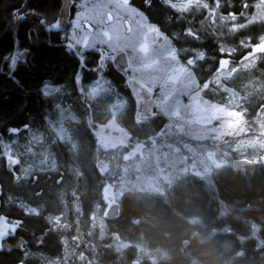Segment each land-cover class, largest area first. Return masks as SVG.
<instances>
[{"label":"trees","instance_id":"16d2710c","mask_svg":"<svg viewBox=\"0 0 264 264\" xmlns=\"http://www.w3.org/2000/svg\"><path fill=\"white\" fill-rule=\"evenodd\" d=\"M82 1L72 0L70 20L74 3ZM204 2L215 8L216 0ZM244 3L253 6L247 17L257 11L258 0H220L215 15L202 10L181 16L156 0L145 13L178 52L191 50L188 56L180 52L183 65L187 58L205 54L195 66L197 80L200 86L219 80L221 87L211 83L202 93L204 99L226 104L225 87L246 97L240 102L248 108V124L242 122L238 132L220 140L196 142L219 164L209 174L185 173L162 193L128 190L118 200V214L108 218L103 190L115 185L120 174L113 158L108 165L100 162L110 167L108 172L98 167L97 160L105 156L107 161L110 153L99 150L97 127L122 107L116 122L129 135L122 154H131L138 147L147 150L160 144L159 134L168 120L159 115L137 123L136 101L125 75L112 64L96 70L99 53L94 50L83 54L82 68L76 52L66 47L70 25L45 29L40 20L58 21L63 0H0V217L23 222L6 239L14 251L0 253V264H18L23 252L16 246L21 241L32 253L29 264H264V127L254 123L257 105L264 101L260 94L264 61L238 78L229 77L227 69L219 71L221 59L239 67L245 53L240 42L264 34L260 23L235 33L229 30L233 23H246L239 16L245 12ZM132 5L144 8L143 0H132ZM228 12H235L238 20H220ZM189 28L198 39L184 35ZM220 48L237 51L231 57L221 56ZM20 51L26 55L11 71V60L4 58ZM77 73L82 77L79 83ZM95 81L102 89L91 98ZM46 83L60 90L44 96ZM9 128L20 131L11 135ZM174 136L167 141L178 142ZM9 148L21 161L13 169L4 158ZM239 160L251 166H235ZM26 168L30 172L25 177ZM26 208H36L39 215L27 214ZM52 216H61L60 223H50Z\"/></svg>","mask_w":264,"mask_h":264},{"label":"rangeland","instance_id":"374dc122","mask_svg":"<svg viewBox=\"0 0 264 264\" xmlns=\"http://www.w3.org/2000/svg\"><path fill=\"white\" fill-rule=\"evenodd\" d=\"M116 2L117 0H84L77 4L74 3L76 6V9L73 11L74 17L70 20V10L67 12L62 11L58 20L61 22L59 29L70 25L68 30V43L74 45L73 50L76 53L80 52L83 55L89 50H94L99 53L98 70L105 69L109 64H112L118 70L120 69V65L114 63L112 60H104L101 66V53L111 52V49L107 45L97 43L94 48H88L85 46L84 41L87 40L91 43L95 34L102 31V27L97 24V20L102 13L106 14L111 11L113 15H119L121 21L113 25L115 29L114 35L119 37V42L123 43L124 38L132 36L137 41V48L141 44H147L150 53H152L151 59L158 61V64L152 67H146L143 62L133 61V57L136 54L131 48L128 49V54L124 55L126 68H124L123 73H125L126 83L135 97L136 114L140 112L142 116L150 118L149 109L159 112L156 104L163 100L165 94L169 93V105L174 106L176 100H180L182 104H188V97L182 95L185 91L184 86L187 83V78L179 71L182 66L186 65L182 64L179 57L175 62L171 60L165 62L163 60V57L170 51L168 47L170 39L165 40L158 46V52H153L152 42L159 39V35L151 33L146 37L145 34L149 33L150 30L145 28L144 31H141L138 28L139 18L132 15L131 9L115 10L112 7H100L101 5L111 6ZM147 23L149 22L147 21ZM129 27L133 29V32L127 31ZM160 35L163 34L160 33ZM13 55L17 56V60H23L26 52L20 51ZM78 58L81 60L79 56ZM129 61H133L131 67L128 66ZM169 77H172L171 81H169ZM161 86L165 87V93L161 92ZM149 87L153 89L151 94L148 92ZM93 88L96 89L94 95L91 94ZM100 89H102L101 83L97 81L93 82L89 90V96L95 98ZM121 110L122 107H117L113 111V116H115L114 122H112V116L110 121L98 126L96 130L99 150H102L104 153H110L107 161H105V156L102 158L103 160H97L99 162L98 167H102L101 163L108 165L110 159L113 158L112 165L115 166L120 174L116 177V181L118 182L115 185H108L103 190V197L106 204L104 216L111 207L118 205L119 198L128 190H147L162 193L177 177L185 173L201 174L203 172V174H209L219 164L214 159L213 154H203L195 145L196 142L220 140L225 136L238 132L242 125V121L234 113H222L224 116L222 122L206 125L202 123L200 116L195 114V110L190 109L183 113L182 118L179 120H170L167 118L168 126L159 134L160 140H162L160 144L154 143L147 150L143 147H138L131 154H122V148L128 145L129 135L116 122V115ZM172 135H177L176 137L174 136V141L179 140V143L176 141L175 144H172L167 141L168 136ZM136 156L138 158L137 160H135ZM8 167L10 166L8 165ZM13 167H10V169H13ZM109 168L108 166L102 167L101 170L108 172L110 170ZM129 168H131V171H129ZM133 174L135 175L134 179ZM15 224V222L7 219L0 221V232L9 233L3 241L4 244L7 243L6 239L13 233V226Z\"/></svg>","mask_w":264,"mask_h":264},{"label":"snow or ice","instance_id":"6c2138e0","mask_svg":"<svg viewBox=\"0 0 264 264\" xmlns=\"http://www.w3.org/2000/svg\"><path fill=\"white\" fill-rule=\"evenodd\" d=\"M160 4L165 9H170L175 13L180 14L183 16L184 13H190L193 11H202L208 10L210 14L215 15L216 11L221 7L220 0H216L215 8H213L209 3L204 2V0H180V2H176V0H160ZM156 5V0H143V10H139L132 5V0H117L114 5H101V8L104 7H112L115 10H128L131 9V13L134 17L139 18L138 28L141 31H144L145 28L149 29V33H155L159 35V39L154 40L152 42L153 52H158V46L162 44L168 38L166 36L160 35V29L154 25L147 23V17L145 15L146 12H149L154 6ZM253 7L248 3L243 4V8L245 12H240V17H245L246 23H233L231 28L229 29L231 32L235 33L240 29H245L250 25L260 23L264 24V0H258V3L254 5L256 12L252 13L250 17L246 16V11ZM22 18V17H21ZM222 21H233L236 22L238 20V16L235 12H228L227 15H223L219 17ZM121 21V17L119 15H113L110 11L106 14L102 13L100 18L97 20V24L102 27V31H99L95 34V37L91 43L87 40L84 41V44L88 48H94L95 44L99 43L101 45H107L111 52H103L101 53V66L104 60H112L114 63H118L117 57H122L128 54V49L131 50L136 54L133 57V61L136 62H143L146 67H152L158 64V61L151 59L152 53L149 51V46L147 44H141L139 48L136 47L137 41L134 37L129 36L124 38V42H119V37L114 35L115 29L113 28L114 24H117ZM40 23L45 27V29L49 32L59 29L61 27V22L56 21L55 23L49 24L45 19H41ZM128 32H133V29L129 27L127 29ZM187 37H192L193 39H198L197 34L191 29H187L184 34ZM79 43V41H77ZM67 49L71 52L74 48L72 43H68L66 45ZM168 47L170 51L167 52V55L163 57V60L167 62L168 60L177 61L180 55V52H183L186 56L191 54V50L188 48L181 49L179 52L176 48L171 46V41L169 40ZM240 47L245 50V53H242V59L240 61L239 67H233L232 64L234 61H230L229 59H221L219 62V71L228 70L229 77L231 78H238L239 74L244 70H254L257 66L258 61H264V34L259 35L258 37H249L247 40H242L240 42ZM237 49H232L230 52H227L224 48H220L219 52L221 56H229L231 57ZM23 55V54H22ZM77 56L81 58V67H84V58L80 52L76 53ZM6 61L9 59L11 63L8 65L11 71L15 70V66L17 63V56L12 55L11 57H5ZM205 59V54L203 52H199L193 58H187L186 66H182L179 71L183 73L187 78V83L185 84V91L182 95L188 97V104H182L180 100L175 101V105L171 106L168 104L169 94H165L163 96V100L156 104V107L159 109V112H155L152 109H149L150 118L155 119L159 115H163L164 117L170 120H179L182 118V114L187 112L190 109L195 110V114H198L201 118L202 123L206 125H213L219 124L224 120V116L222 113H234L239 117V119L243 122V124L247 125L248 120L246 119L248 108L244 103L240 101H244L246 99L245 96H240L238 92H234L231 88H223V91L229 94V99L226 104H214L211 103L209 100L204 99L202 93L207 92L210 89L211 83L215 82L217 87H221L220 81H209L203 83V86H200V83L197 80L195 75L196 73V63L197 60ZM129 61V67L132 66V62ZM150 61V63H148ZM98 70V69H96ZM229 77H226L229 78ZM77 82L79 83L82 80V77L79 73L76 75ZM172 80V77H169V81ZM60 89L50 84L43 85V95L49 96L50 92H58ZM152 87L148 88L149 94L152 93ZM84 92V89H81ZM161 92L165 93L166 89L164 86H161ZM96 93V89L93 88L91 90V94L94 95ZM260 94L264 95V84L261 85ZM233 97H238L237 99H233ZM258 111H256L255 116L256 120L254 121L255 124L264 127V101L257 105ZM149 119L147 116H142L140 112L136 114V121L137 123H141L142 120ZM115 120V116H113V121ZM27 125L25 128L27 129ZM246 130V129H245ZM20 130L18 128H9L7 132L11 135L18 134ZM214 131V129H213ZM62 135L59 137L61 141L64 140L65 134L64 130L61 129ZM5 148H8L5 145ZM29 151L31 149L29 148ZM4 158L8 161L10 167L18 165L21 163L19 158L13 156L11 149L9 148L8 151L4 153ZM30 172V169H24L23 175L26 177ZM17 180H20L21 177L17 176ZM21 207L24 208L25 206L21 204ZM26 213L29 215H39V212L36 208H26ZM6 217H0V220H4ZM61 221V216H52L49 217V222L54 223V226L59 224ZM23 226V222L19 221L13 226V234L17 229ZM9 235L8 232H0V253L2 252H9L11 253L14 251L13 248L5 246L3 243L4 239ZM66 246V242L63 241ZM17 249L23 252V256L18 259V264H29V257L32 255L27 250V246L21 242L18 244ZM82 258V257H81ZM52 264H57V262H52Z\"/></svg>","mask_w":264,"mask_h":264},{"label":"water","instance_id":"95a60500","mask_svg":"<svg viewBox=\"0 0 264 264\" xmlns=\"http://www.w3.org/2000/svg\"><path fill=\"white\" fill-rule=\"evenodd\" d=\"M71 6H72V0H63V8H62V11L63 12H67L68 10L71 9ZM118 65H120V71L123 73L124 72V68H126V61H125V58L124 56L122 57H119L118 59V63H116ZM125 75V73H123ZM235 165L236 166H251V163L250 162H247L245 160H239V161H236L235 162ZM118 214V205H114L113 207H111L108 212H107V217L108 218H113L115 217L116 215ZM22 242V241H21ZM20 242V243H21ZM19 243V244H20ZM6 248L7 247H11L14 249V247L8 245V244H5ZM6 253H9L7 251H5Z\"/></svg>","mask_w":264,"mask_h":264},{"label":"clouds","instance_id":"9594fccd","mask_svg":"<svg viewBox=\"0 0 264 264\" xmlns=\"http://www.w3.org/2000/svg\"><path fill=\"white\" fill-rule=\"evenodd\" d=\"M241 130H243V129H241ZM103 171V170H102Z\"/></svg>","mask_w":264,"mask_h":264},{"label":"flooded vegetation","instance_id":"af4514ba","mask_svg":"<svg viewBox=\"0 0 264 264\" xmlns=\"http://www.w3.org/2000/svg\"><path fill=\"white\" fill-rule=\"evenodd\" d=\"M5 244H8V243H5Z\"/></svg>","mask_w":264,"mask_h":264},{"label":"bare ground","instance_id":"6f19581e","mask_svg":"<svg viewBox=\"0 0 264 264\" xmlns=\"http://www.w3.org/2000/svg\"><path fill=\"white\" fill-rule=\"evenodd\" d=\"M236 166V165H235Z\"/></svg>","mask_w":264,"mask_h":264}]
</instances>
